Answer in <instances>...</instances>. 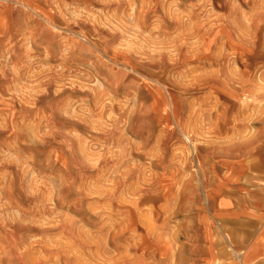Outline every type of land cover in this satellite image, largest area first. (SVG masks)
I'll return each instance as SVG.
<instances>
[{
	"label": "rangeland",
	"instance_id": "1",
	"mask_svg": "<svg viewBox=\"0 0 264 264\" xmlns=\"http://www.w3.org/2000/svg\"><path fill=\"white\" fill-rule=\"evenodd\" d=\"M263 122L264 0H0V264H176Z\"/></svg>",
	"mask_w": 264,
	"mask_h": 264
},
{
	"label": "crops",
	"instance_id": "2",
	"mask_svg": "<svg viewBox=\"0 0 264 264\" xmlns=\"http://www.w3.org/2000/svg\"><path fill=\"white\" fill-rule=\"evenodd\" d=\"M257 147L214 159L197 214L183 219L176 264H264V122Z\"/></svg>",
	"mask_w": 264,
	"mask_h": 264
}]
</instances>
